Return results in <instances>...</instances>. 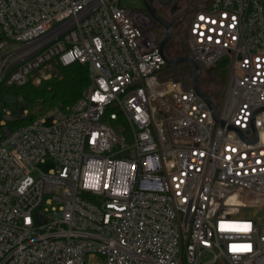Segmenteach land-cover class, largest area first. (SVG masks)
Segmentation results:
<instances>
[{
  "label": "built area",
  "instance_id": "1",
  "mask_svg": "<svg viewBox=\"0 0 264 264\" xmlns=\"http://www.w3.org/2000/svg\"><path fill=\"white\" fill-rule=\"evenodd\" d=\"M195 3L186 56L229 62L217 119L123 0H0V91L90 72L71 107L1 113L0 264H264V0Z\"/></svg>",
  "mask_w": 264,
  "mask_h": 264
},
{
  "label": "trees",
  "instance_id": "2",
  "mask_svg": "<svg viewBox=\"0 0 264 264\" xmlns=\"http://www.w3.org/2000/svg\"><path fill=\"white\" fill-rule=\"evenodd\" d=\"M188 76L189 74H186L184 78ZM227 76L228 60L223 59L216 65L212 74L204 81V84L206 86L213 84L224 89ZM89 85L90 72L87 66L74 64L69 67H62L57 64L54 76L50 80L44 81L39 87L28 84L15 90L27 104L29 110L41 107V110L47 111L55 107L65 109L73 106ZM37 118L29 116V118L17 122L15 127L27 126ZM112 126L130 140L129 131L123 122H113Z\"/></svg>",
  "mask_w": 264,
  "mask_h": 264
},
{
  "label": "rangeland",
  "instance_id": "3",
  "mask_svg": "<svg viewBox=\"0 0 264 264\" xmlns=\"http://www.w3.org/2000/svg\"><path fill=\"white\" fill-rule=\"evenodd\" d=\"M195 1L196 3L194 6L198 8H202L204 4L207 2L205 0H175V3L180 7V14L179 16L182 18L181 24H176L173 43L179 44L180 50V57L187 55V48L185 46V36L188 31V26L190 23V20L193 16V8L191 6V3ZM123 5L130 9H141V0H123ZM170 58H175V56L172 54L169 56ZM227 60V59H226ZM57 64H52L50 66H47L37 73L33 75V78L29 85L39 87L44 81L50 80L56 70ZM228 68H229V62H228ZM167 71L169 73V76L174 79H181L184 78V75L186 74H193L192 68L189 65H182L180 67L175 68H167ZM214 71H208V72H202L201 77V88L211 95L213 97L214 102L217 104L220 101V96L223 93L222 87H216L213 84L205 85L204 81L212 74ZM21 96L18 94V92L15 89H2L0 91V121L3 120V117L1 115L2 111L8 110L11 115L14 118H23L26 116V112L29 110V107L25 102H20ZM31 118L40 117L47 115L51 110H41V107L38 108H32L31 110ZM118 149V148H117ZM121 158H125L126 155H120ZM54 163L50 160L47 161L46 164L40 165L39 168L44 173H48L49 170L53 169ZM88 264H105V261L103 258L98 257L97 259L93 260H87Z\"/></svg>",
  "mask_w": 264,
  "mask_h": 264
},
{
  "label": "flooded vegetation",
  "instance_id": "4",
  "mask_svg": "<svg viewBox=\"0 0 264 264\" xmlns=\"http://www.w3.org/2000/svg\"><path fill=\"white\" fill-rule=\"evenodd\" d=\"M168 1L169 0H141V9L138 10L147 15L150 25L155 30L157 37L161 41H163L166 37L168 30L153 17V14L163 22L172 26V38L168 42L165 52L167 56L173 54L175 58H178L180 57V50L176 47H179V44H174L172 40L174 38L176 24L180 25L182 18L179 16L180 10L174 14L172 13V8L176 4L175 0H173L171 5H167ZM146 4L149 6L151 12L146 9Z\"/></svg>",
  "mask_w": 264,
  "mask_h": 264
},
{
  "label": "water",
  "instance_id": "5",
  "mask_svg": "<svg viewBox=\"0 0 264 264\" xmlns=\"http://www.w3.org/2000/svg\"><path fill=\"white\" fill-rule=\"evenodd\" d=\"M173 2V0H169L167 5H171ZM146 9L151 12L149 6L146 4ZM180 10V7L178 5H174L172 8V13H176L177 11ZM153 17L162 25L164 26L168 32L166 37L164 38V40L161 42L160 44V53L161 55L164 57L165 59V63L167 65L168 68H175V67H180L182 65H189L192 68L193 71V75H194V90L196 91V93L203 98L211 107L212 112H213V116L215 119H217V114H216V109L214 107V105L212 104V101L209 97H207L206 95L203 94L202 90H201V77H202V71L199 68V66L194 63L188 56H181L178 58H170L169 56L166 55L165 49L166 46L168 44V42L171 40L172 38V26L163 22L161 19H159L157 16H155L153 14ZM37 220L39 224H43V220L42 217L40 215H37Z\"/></svg>",
  "mask_w": 264,
  "mask_h": 264
}]
</instances>
